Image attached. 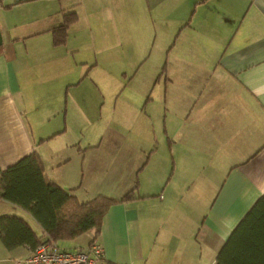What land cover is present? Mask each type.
<instances>
[{
    "label": "crops",
    "instance_id": "crops-1",
    "mask_svg": "<svg viewBox=\"0 0 264 264\" xmlns=\"http://www.w3.org/2000/svg\"><path fill=\"white\" fill-rule=\"evenodd\" d=\"M146 6L153 20L166 24L167 41L178 30L177 41L184 31L193 33L179 43L191 46L190 76H180L189 79L188 88L172 103L167 98L160 136L145 111L149 123L142 118L143 133L135 138L144 155L136 176L135 169L122 176L119 196L109 195L120 199L135 189L137 199L112 206L97 237L90 232L56 246L75 252L96 241L108 264H216L228 237L264 195V0H0V167L37 151L48 182L73 190L81 202L106 195L81 196L80 183L54 176L71 158H49L43 148L68 132L72 108L88 116L82 106L87 85L97 102L119 90L117 103L122 100L125 82L112 86V72L103 73L99 59L83 52L101 44L98 32L105 27L117 36L118 29L133 30L136 7ZM72 11L78 20L56 46L52 30ZM149 134L170 142L171 160L161 164ZM155 157L161 161L150 168ZM4 216L36 223L41 232L27 211L0 200ZM30 254L25 246L10 251L0 239V264Z\"/></svg>",
    "mask_w": 264,
    "mask_h": 264
},
{
    "label": "rangeland",
    "instance_id": "rangeland-1",
    "mask_svg": "<svg viewBox=\"0 0 264 264\" xmlns=\"http://www.w3.org/2000/svg\"><path fill=\"white\" fill-rule=\"evenodd\" d=\"M146 7L147 9L136 7L133 30L118 29L117 36L111 26L105 27L98 32L101 44L83 52L85 56H96L99 59L98 65L103 73L112 72V86L120 88L125 82L128 89L120 96L122 100L117 103L115 94L119 90L112 94V98L108 97L107 101L103 99L102 102H97L98 95L94 87L87 85L83 88L87 102L82 106L88 116L80 115L72 108L68 132L43 148L49 158H57L58 155L71 158L70 165L59 169L54 176H60L73 185L80 183L78 193L81 196H95L100 192L108 196H119L125 184L122 176L129 175L136 163L144 157L143 154L140 155V143L135 138L143 133L142 118L149 123L145 111L148 109L152 113V120L160 136V131L164 129L161 125L166 118L167 98L168 103H172V98L181 95L183 89L188 88L185 81L189 79L180 76H190L192 65L189 64L186 53L191 54V50L187 51L191 46L187 43L179 46V43L186 37L190 39L193 33L184 31L177 41L178 30L173 39L167 41L163 35L166 24L153 20L148 6ZM89 36L91 37V31L88 30V38ZM193 69L196 70L194 67ZM87 81L86 79L85 83ZM73 94L74 91L71 95ZM179 100L181 99L175 98L173 102ZM135 119H139L141 123L136 124L133 121ZM151 128L150 124L147 133H152ZM153 136L149 134L150 140H154L152 145L157 147V155L163 159L161 164L164 160H171L170 142L167 139L164 142L162 137L155 141ZM99 141V148L89 145ZM161 158H153L149 167H155ZM136 172L137 169L134 176ZM32 225L39 232L37 224Z\"/></svg>",
    "mask_w": 264,
    "mask_h": 264
},
{
    "label": "trees",
    "instance_id": "trees-1",
    "mask_svg": "<svg viewBox=\"0 0 264 264\" xmlns=\"http://www.w3.org/2000/svg\"><path fill=\"white\" fill-rule=\"evenodd\" d=\"M77 20L75 11L65 13L63 23L52 30L56 46L66 42ZM135 199L133 189L120 199L99 195L81 202L73 190L46 180L44 162L34 151L4 171L0 167V200L27 211L41 232L24 218L4 216L0 218V239L10 251L25 246L32 253L42 242L57 245L90 232L97 237L110 208ZM216 264H264V195L228 237Z\"/></svg>",
    "mask_w": 264,
    "mask_h": 264
},
{
    "label": "built area",
    "instance_id": "built-area-1",
    "mask_svg": "<svg viewBox=\"0 0 264 264\" xmlns=\"http://www.w3.org/2000/svg\"><path fill=\"white\" fill-rule=\"evenodd\" d=\"M17 264H108L102 247L92 241L86 250L69 252L59 249L56 244L42 242L28 257Z\"/></svg>",
    "mask_w": 264,
    "mask_h": 264
}]
</instances>
